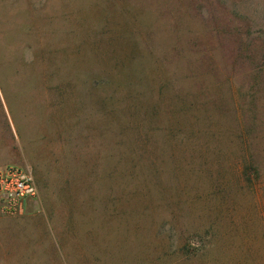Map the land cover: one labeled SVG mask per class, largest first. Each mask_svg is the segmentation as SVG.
I'll return each mask as SVG.
<instances>
[{"label": "rangeland", "instance_id": "rangeland-1", "mask_svg": "<svg viewBox=\"0 0 264 264\" xmlns=\"http://www.w3.org/2000/svg\"><path fill=\"white\" fill-rule=\"evenodd\" d=\"M0 264H264V0H0Z\"/></svg>", "mask_w": 264, "mask_h": 264}, {"label": "built area", "instance_id": "built-area-1", "mask_svg": "<svg viewBox=\"0 0 264 264\" xmlns=\"http://www.w3.org/2000/svg\"><path fill=\"white\" fill-rule=\"evenodd\" d=\"M37 191V185L28 168L16 164L0 168V203L3 212H22Z\"/></svg>", "mask_w": 264, "mask_h": 264}, {"label": "crops", "instance_id": "crops-1", "mask_svg": "<svg viewBox=\"0 0 264 264\" xmlns=\"http://www.w3.org/2000/svg\"><path fill=\"white\" fill-rule=\"evenodd\" d=\"M7 165H10V164H8V163H6V164H2V163H0V168H1V167H4V166H7Z\"/></svg>", "mask_w": 264, "mask_h": 264}]
</instances>
